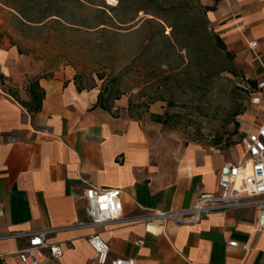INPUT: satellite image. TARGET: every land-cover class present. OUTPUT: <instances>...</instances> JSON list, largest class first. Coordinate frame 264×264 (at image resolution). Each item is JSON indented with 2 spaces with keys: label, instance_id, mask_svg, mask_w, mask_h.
Segmentation results:
<instances>
[{
  "label": "crops",
  "instance_id": "obj_1",
  "mask_svg": "<svg viewBox=\"0 0 264 264\" xmlns=\"http://www.w3.org/2000/svg\"><path fill=\"white\" fill-rule=\"evenodd\" d=\"M208 16L247 78L262 80L264 0H219ZM249 40L258 42L255 50ZM75 75L70 65L46 71L16 44L0 46V234L87 220L82 196L91 185L121 189L123 216L188 207L199 193L217 190L221 167L241 157L197 142L181 145L176 154L159 152L124 98L115 103L119 111L105 110L97 105L100 89L80 90ZM1 78L16 93L2 88ZM32 78L45 90L38 111L17 98L30 99ZM263 120L264 100L253 103L244 126L253 130ZM92 233L110 243L111 257L134 258L136 264H264V229L255 207L213 212L193 224L117 219L62 229L47 235L62 255H49L43 264H97L87 240ZM26 243L0 239L5 264H23L18 251Z\"/></svg>",
  "mask_w": 264,
  "mask_h": 264
},
{
  "label": "rangeland",
  "instance_id": "obj_2",
  "mask_svg": "<svg viewBox=\"0 0 264 264\" xmlns=\"http://www.w3.org/2000/svg\"><path fill=\"white\" fill-rule=\"evenodd\" d=\"M125 1L126 7L115 11L125 23L118 34L109 27L103 48L98 46L101 35L86 28L75 32L69 26L56 30L24 26L16 12L0 1V46L16 44L46 71L70 65L76 81L87 88L101 90L104 83L111 84L115 73H121V98L128 102L129 114L150 131L159 152L176 154L181 145L197 142L233 158L240 156L247 131L245 115L254 93L246 80L252 78H247L236 53L212 21L209 27L220 33L235 57L228 58L208 39L198 8L206 0ZM141 6L148 10L137 12ZM171 24L176 25L178 38ZM112 64L118 67L114 74ZM226 67L234 72L222 71ZM9 85L1 78V87L15 92ZM154 114L163 115L166 124L156 121Z\"/></svg>",
  "mask_w": 264,
  "mask_h": 264
},
{
  "label": "built area",
  "instance_id": "obj_3",
  "mask_svg": "<svg viewBox=\"0 0 264 264\" xmlns=\"http://www.w3.org/2000/svg\"><path fill=\"white\" fill-rule=\"evenodd\" d=\"M248 45L255 50L258 42L249 40ZM262 91L264 78L258 82V87L253 89L254 104H263ZM218 184L217 190L199 193L194 203L188 207L145 209L141 213L128 216L122 215L121 189L91 185L82 196L86 202L87 220L65 227H43L0 234V239H26L27 243L18 251L22 263L43 264L49 255L59 257L63 253L60 244L47 240L48 234L73 227L100 226L117 219L128 222L193 224L213 212L255 207L258 210L259 225L264 229V120L258 123L255 129L246 131L242 139L241 157L237 161H228L221 167ZM87 240L94 249L97 264H136L134 258L111 257L110 243L100 233H92ZM230 244L237 245L238 241L233 240ZM0 264H5L4 255H0Z\"/></svg>",
  "mask_w": 264,
  "mask_h": 264
},
{
  "label": "trees",
  "instance_id": "obj_4",
  "mask_svg": "<svg viewBox=\"0 0 264 264\" xmlns=\"http://www.w3.org/2000/svg\"><path fill=\"white\" fill-rule=\"evenodd\" d=\"M5 2L10 6L15 12V17L24 26H45L50 27L53 30L59 28V26L70 27L72 31H80L86 28L88 32H94L101 35L98 41V46L103 48L106 40L104 35L107 31L114 27L115 33L118 34L122 23L125 21L117 14V10L126 7L125 0H118L116 5L108 4L105 0H0ZM219 0H215L213 4L200 5L199 10L202 12V20L204 24V29L208 35V39L214 43V45L225 51L228 58L233 59L235 54L228 48L227 43L220 35V33L215 32L210 26V18L208 13L210 11L216 10ZM147 11L145 7L141 6L136 9ZM135 14L131 19H135ZM163 21L168 20L166 17H161ZM131 21V20H130ZM110 27V28H109ZM172 33L175 38H178L176 34V25L171 24ZM114 51V48L112 49ZM19 51L23 52L20 47ZM190 51V49H189ZM116 52V49L115 51ZM111 73H115L117 66L112 64ZM231 71L227 67L222 69V71ZM220 71V72H222ZM234 72V71H231ZM100 78H105L104 73H98ZM111 84H103L102 89L98 95L97 105L101 108L111 111L114 113L115 101L120 99L123 95L121 89V73H115L111 79ZM77 86L80 90L85 89L78 81ZM246 82L252 89L258 87V82L256 79H247ZM89 89V88H88ZM28 91L30 94V99L28 101H22V104L26 106L30 111H38L42 107V101L45 96V90L41 86L38 78H32ZM118 110V109H116ZM155 120L163 122V115L154 114Z\"/></svg>",
  "mask_w": 264,
  "mask_h": 264
}]
</instances>
